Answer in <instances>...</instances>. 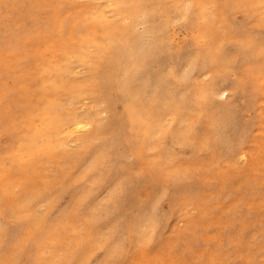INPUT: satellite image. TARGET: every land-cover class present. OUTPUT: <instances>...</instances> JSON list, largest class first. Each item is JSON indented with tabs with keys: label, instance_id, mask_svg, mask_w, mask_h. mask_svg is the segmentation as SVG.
I'll return each mask as SVG.
<instances>
[{
	"label": "rangeland",
	"instance_id": "rangeland-1",
	"mask_svg": "<svg viewBox=\"0 0 264 264\" xmlns=\"http://www.w3.org/2000/svg\"><path fill=\"white\" fill-rule=\"evenodd\" d=\"M203 1L207 33L171 24L162 55L185 73L179 84L169 77L162 92L185 118L175 132L187 129L191 140L166 130L158 148L146 146L124 124L117 97L114 122L101 103L105 90L78 101L68 89L51 97L87 129L60 136L52 156L22 148L14 162L25 116L41 106L34 50L59 39L60 29L72 46L90 0H0V264H264V0ZM114 2L129 9V0ZM122 16L109 33L131 26L132 13ZM89 67L75 64L73 78L90 79ZM102 79L100 71L99 86ZM103 125L112 131L101 132Z\"/></svg>",
	"mask_w": 264,
	"mask_h": 264
},
{
	"label": "bare ground",
	"instance_id": "bare-ground-1",
	"mask_svg": "<svg viewBox=\"0 0 264 264\" xmlns=\"http://www.w3.org/2000/svg\"><path fill=\"white\" fill-rule=\"evenodd\" d=\"M129 3V9H124L123 6L117 5L114 0H90L88 7L81 11V13L86 12L82 16L83 32L82 34L79 33L81 35L78 38L70 40L71 42L76 40L72 46L61 41L63 35L62 29H60L58 31L60 32L59 39L53 42L49 40L51 43L43 50L35 48L38 66L40 65L39 77L42 89L39 95L41 100L39 104L41 106L34 111H28L25 116L26 120L22 124V135L17 136L16 147L14 146L10 153L14 162L21 160L20 151L22 148L35 158H41L43 155L52 156L57 148L63 147L61 141L66 134L79 133L87 129L89 125L83 121L82 117L68 112L60 98L52 99L51 97L53 93H65L68 89L73 92L78 101L87 93L96 96L99 91L105 90L107 96L101 95V103H106L105 111L110 113L112 121L117 117L114 108V99L117 97L118 101L125 104L123 114L126 122L124 124L128 125L127 127L135 133L136 139L143 140L146 146L158 148L159 133L166 130L165 136L175 137V140L178 136L179 142L192 139L193 133L187 129H182L178 133L175 132L176 124H182L185 118L181 114L180 107L176 106L175 99L162 92L165 86L172 83L169 81V77L173 79V82L176 81V84H179L178 80L184 78L185 73L183 72L184 74L181 75L178 69L170 68L163 61L162 55L164 54L165 32L169 25L178 24L189 29L197 28L193 32L197 33V37L203 36L204 32L209 30L200 20L206 4L203 0H129ZM109 12L113 17L107 16ZM126 12L132 13L131 26L120 29L113 25L112 30L118 31L113 34L109 33L107 25L110 22L114 23L117 16L124 18L122 15ZM141 13L146 15L147 30L139 34L136 26L139 23ZM156 18L160 19L159 24L154 22ZM27 43L29 42L27 41ZM174 56L171 55V59ZM0 61L6 62L3 57H0ZM215 61L217 64L223 65L220 58H216ZM87 63H90V79L80 76L79 78L74 77V79L75 64L85 65ZM100 71L103 73V79L99 86L97 76ZM29 80L32 81L33 79L29 78ZM150 92L153 94L149 95ZM89 98L94 99L95 97ZM98 100H95L96 103ZM28 103L30 106V101ZM96 105L95 114L97 116L102 110L99 109L98 103ZM36 119L39 120V126L35 125ZM114 122L117 121L114 120ZM162 124H165L166 128ZM107 127V125L100 127L103 129L101 132L112 131L113 128L106 130ZM139 149L141 151L142 145ZM93 153L95 156L99 155L98 149L95 150L94 148ZM33 169L32 166L31 170ZM26 170H28L27 167ZM24 203H21V208L24 207ZM148 227V224L143 226L142 240L147 239L146 229Z\"/></svg>",
	"mask_w": 264,
	"mask_h": 264
}]
</instances>
